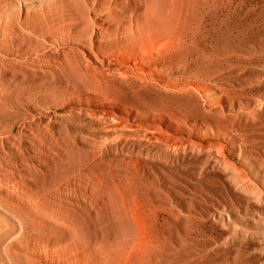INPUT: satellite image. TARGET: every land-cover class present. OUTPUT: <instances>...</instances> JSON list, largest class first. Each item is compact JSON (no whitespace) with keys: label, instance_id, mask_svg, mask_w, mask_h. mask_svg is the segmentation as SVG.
Segmentation results:
<instances>
[{"label":"bare ground","instance_id":"6f19581e","mask_svg":"<svg viewBox=\"0 0 264 264\" xmlns=\"http://www.w3.org/2000/svg\"><path fill=\"white\" fill-rule=\"evenodd\" d=\"M0 264H264V0H0Z\"/></svg>","mask_w":264,"mask_h":264},{"label":"rangeland","instance_id":"374dc122","mask_svg":"<svg viewBox=\"0 0 264 264\" xmlns=\"http://www.w3.org/2000/svg\"><path fill=\"white\" fill-rule=\"evenodd\" d=\"M126 233H128V229H126Z\"/></svg>","mask_w":264,"mask_h":264}]
</instances>
